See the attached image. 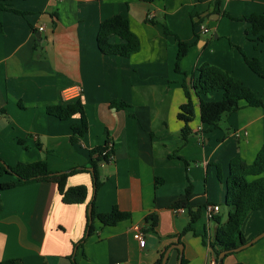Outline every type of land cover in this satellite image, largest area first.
<instances>
[{"label":"crops","instance_id":"1","mask_svg":"<svg viewBox=\"0 0 264 264\" xmlns=\"http://www.w3.org/2000/svg\"><path fill=\"white\" fill-rule=\"evenodd\" d=\"M0 6L5 7L0 9V160L11 167L44 161L49 172L60 173L89 167V150L105 142L114 153L112 163L97 166L98 188L90 172L67 179V187H87L83 204H64L50 182L0 190V261L158 264L179 244L181 257L172 249L165 264L179 259L214 264L202 238L208 241L216 227L206 206L217 205L216 216L223 218L216 201H224L230 162L249 165L264 147V41L258 38L264 31L247 34L250 24L241 20L264 15V0H0ZM117 15L128 20L140 42L139 52L128 58L103 55L97 47L99 24ZM163 23L173 35H165ZM200 25L209 31L203 34ZM174 36L190 44L179 72ZM109 42L121 41L111 36ZM248 60L258 61L261 75ZM204 65L229 73L263 104L241 103L213 128L200 122L199 100L191 92L194 118L183 140L176 117L185 102L182 83L190 86ZM76 86L79 95L64 98L63 91ZM221 94L204 99L219 100ZM77 98L88 130L73 144L71 126L79 116L59 120L47 109ZM113 102L127 107L116 109ZM14 180L0 176V184ZM187 189L189 207L199 209L200 216L183 233L190 215L174 205L185 200ZM92 201L96 213L116 206L130 217L113 226L94 221L88 234L86 210ZM251 213L252 233L243 231L247 242L264 231V209ZM150 216L155 225L145 232ZM235 262L264 264V237L223 264Z\"/></svg>","mask_w":264,"mask_h":264},{"label":"trees","instance_id":"2","mask_svg":"<svg viewBox=\"0 0 264 264\" xmlns=\"http://www.w3.org/2000/svg\"><path fill=\"white\" fill-rule=\"evenodd\" d=\"M152 1V0H146ZM5 7L0 6V9ZM16 12V11H14ZM250 24L247 34H259L264 31V15L252 14L242 17ZM164 25V23H163ZM165 35L171 34L164 25ZM115 36L121 41L117 44L109 42V38ZM175 37V36H174ZM177 56L175 62V71L179 72V63L186 56L190 44L181 42L177 37ZM259 40L264 41V33ZM96 43L98 50L103 55L128 58L139 52L140 42L138 37L131 31L129 22L121 16H113L103 20L99 24ZM248 66L257 75H261V67L257 60H248ZM182 88L185 95V102L180 105L177 112V119L182 122L181 137L186 140L191 133L189 123L194 118V105L191 99L193 92L199 100V118L203 125L209 127H218L224 122L226 117L238 111L241 103L249 107H261L262 100L258 98L249 88L243 87L240 82L229 73L218 67L204 65L198 69L196 78L192 80L190 86H187L183 80ZM215 91H221L219 100L206 101L205 96ZM112 107L121 109L127 107L125 103L113 102ZM47 113L59 120H67L73 116H79L80 122L71 126V143H76L87 133L88 125L84 116V108L79 98L74 101L66 102L62 105L48 107ZM110 143L105 142L103 146L95 147L88 152L89 167L74 168L61 174L49 172L44 161H38L30 164L18 163L11 167L0 160V176L10 175L15 178L13 182L0 184V190L9 189L16 186H22L35 182H50L57 186L62 202L67 205L83 204L87 199V187L77 185L67 187L69 176L81 172L89 173L93 170V186L98 188L97 166L100 163H109L110 157H114ZM110 147V148H109ZM264 170V147L257 154L251 164H245L238 159H233L229 165V174L225 180V204L228 207L227 219L223 222L220 215L211 219L216 227L213 237L207 241L205 235L202 236L203 242L207 243L214 258V264H223L225 258L233 255V250L245 244L247 241L243 235L242 227L251 212L264 209V177H260ZM218 178L220 175L218 173ZM251 178V179H249ZM189 189L186 190L185 200L175 203L174 208L187 209L190 215L189 224L183 233L190 229V225L199 218L200 210L191 211L187 202ZM91 216L89 218L86 210L87 233L93 231L94 221H98L103 226H113L118 222L130 217L127 212L120 211L116 206L107 213H96L94 202L91 203ZM88 208V207H87ZM150 222V227L145 230L152 231L155 225V218L150 216L145 222ZM222 260H218L220 253L227 252ZM163 254L158 264H161ZM183 263V260H182ZM0 264H18L14 260L0 261ZM233 264H244L235 262Z\"/></svg>","mask_w":264,"mask_h":264},{"label":"built area","instance_id":"3","mask_svg":"<svg viewBox=\"0 0 264 264\" xmlns=\"http://www.w3.org/2000/svg\"><path fill=\"white\" fill-rule=\"evenodd\" d=\"M199 28H200V31L203 34H206L209 31L208 28L206 26H204V25H200ZM42 30H43V28L40 27L39 28V31H42ZM79 93H80V89H79L78 86H76V87H72L70 89L64 90L63 91V96H64V98H66V97H75V96L77 97L79 95ZM113 159H114V157H110L109 163H112L113 162ZM176 211L182 213L185 210L182 209V208L181 209L179 208ZM218 211H219V207L217 205H207L206 206V209H205V212H206L207 217H208L209 220L213 219V217L216 216V214H217ZM137 239L139 241V245L141 247H143V245H144V238L142 236H139Z\"/></svg>","mask_w":264,"mask_h":264},{"label":"water","instance_id":"4","mask_svg":"<svg viewBox=\"0 0 264 264\" xmlns=\"http://www.w3.org/2000/svg\"><path fill=\"white\" fill-rule=\"evenodd\" d=\"M89 172L91 173V175H93V170L92 169H89ZM61 173H64V172H60V173H57V174H61ZM87 214H88V216L90 218V216H91V204L88 205ZM262 237H264V231L260 235H258L257 237L251 239L250 241L246 242L245 244H243V245L239 246L238 248L234 249L233 252L236 253V252L242 251V250L250 247L252 244H254L256 241H258ZM172 249H177L179 251V257H181V255H182V245H179V244L172 245L171 247H169L165 251V253L163 255V258H162V261H161V264H165L166 263L168 255H169V253H170V251ZM227 253H229V251L220 253V255L218 257V260H222ZM178 264H181L180 259L178 261Z\"/></svg>","mask_w":264,"mask_h":264},{"label":"rangeland","instance_id":"5","mask_svg":"<svg viewBox=\"0 0 264 264\" xmlns=\"http://www.w3.org/2000/svg\"><path fill=\"white\" fill-rule=\"evenodd\" d=\"M216 203H218L219 205H221V208H222V215H223V220L224 221H226V219H227V212H228V207L226 206V204H225V197H224V201L223 202H218V201H216ZM250 217H252L253 219H255L256 217H257V214L256 213H251L250 214ZM203 219V221H204V223H205V218H202ZM249 221L251 222V223H249ZM198 223H200V222H198ZM252 224H253V220H248L247 219V221L245 222V224H244V226H243V228H242V231H245L246 232V234L247 235H249V234H251L252 233ZM258 236V235H257ZM256 236V237H257ZM255 238V237H254Z\"/></svg>","mask_w":264,"mask_h":264}]
</instances>
